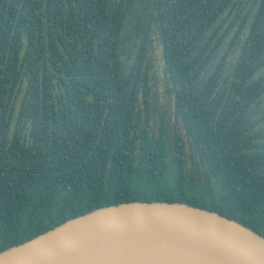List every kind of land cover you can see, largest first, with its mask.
<instances>
[{"label": "trees", "instance_id": "16d2710c", "mask_svg": "<svg viewBox=\"0 0 264 264\" xmlns=\"http://www.w3.org/2000/svg\"><path fill=\"white\" fill-rule=\"evenodd\" d=\"M135 201L264 237V0H0V252Z\"/></svg>", "mask_w": 264, "mask_h": 264}, {"label": "water", "instance_id": "95a60500", "mask_svg": "<svg viewBox=\"0 0 264 264\" xmlns=\"http://www.w3.org/2000/svg\"><path fill=\"white\" fill-rule=\"evenodd\" d=\"M0 264H264V237L217 212L135 201L69 219Z\"/></svg>", "mask_w": 264, "mask_h": 264}, {"label": "rangeland", "instance_id": "374dc122", "mask_svg": "<svg viewBox=\"0 0 264 264\" xmlns=\"http://www.w3.org/2000/svg\"><path fill=\"white\" fill-rule=\"evenodd\" d=\"M154 64L156 65V69L152 71L153 75L155 76V80H153L152 83V89L154 91L153 94V101L152 105L156 108V111L152 114V120L153 124L157 126L159 123V117L162 113H166L165 119L169 120L168 125V131L169 134H171V123L173 122L172 118V101L170 97L168 96L166 90L167 85L164 80V77L162 76V70H161V56H160V48L158 46L155 47L154 50Z\"/></svg>", "mask_w": 264, "mask_h": 264}]
</instances>
